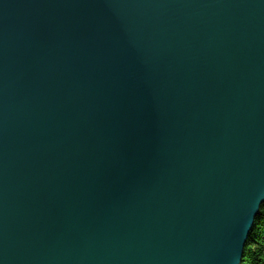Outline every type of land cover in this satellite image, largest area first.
I'll use <instances>...</instances> for the list:
<instances>
[{
    "label": "water",
    "instance_id": "1",
    "mask_svg": "<svg viewBox=\"0 0 264 264\" xmlns=\"http://www.w3.org/2000/svg\"><path fill=\"white\" fill-rule=\"evenodd\" d=\"M264 204V0H0V264H241Z\"/></svg>",
    "mask_w": 264,
    "mask_h": 264
},
{
    "label": "trees",
    "instance_id": "2",
    "mask_svg": "<svg viewBox=\"0 0 264 264\" xmlns=\"http://www.w3.org/2000/svg\"><path fill=\"white\" fill-rule=\"evenodd\" d=\"M241 264H264V204L256 218Z\"/></svg>",
    "mask_w": 264,
    "mask_h": 264
}]
</instances>
